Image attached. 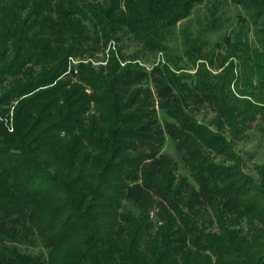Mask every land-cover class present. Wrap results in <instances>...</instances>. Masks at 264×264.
<instances>
[{"label": "trees", "instance_id": "1", "mask_svg": "<svg viewBox=\"0 0 264 264\" xmlns=\"http://www.w3.org/2000/svg\"><path fill=\"white\" fill-rule=\"evenodd\" d=\"M206 1L0 0V264H264V164L195 117L264 125V0Z\"/></svg>", "mask_w": 264, "mask_h": 264}, {"label": "rangeland", "instance_id": "2", "mask_svg": "<svg viewBox=\"0 0 264 264\" xmlns=\"http://www.w3.org/2000/svg\"><path fill=\"white\" fill-rule=\"evenodd\" d=\"M211 1L212 0H207L204 4L200 5L194 11L193 15L189 19H186L179 24L178 29L186 25H189L193 30L199 28V23L201 21H205V17L208 14V8L210 7ZM225 10H226V17L230 18L231 20L230 23H234L236 14H237L236 9L233 6L228 5V6H225ZM230 31H231V28L229 30L224 29L222 31V34L226 32H230ZM217 38L214 37V40H216ZM129 45L130 47L127 49L129 52H133L139 48L138 45L133 42L129 43ZM113 46H115V44H113ZM113 49L114 51L118 52L117 48L113 47ZM160 57L161 56H158V57L151 56L149 59H141L139 62H140V65L151 68L154 64L159 63L161 61ZM74 59L78 63L76 64L73 63V68L79 70V66L82 63L80 62L78 58H74ZM88 62L89 60H86L84 61V64ZM92 63H93V66L95 67H101V66L107 65V60L104 62L103 61H100V62L93 61ZM125 64L126 63L124 62L122 63V65H125ZM182 66H184L185 72H189L192 74L195 73V69L193 68V66L191 64H188L186 60H184V62L182 63ZM73 75L75 76L76 74H73ZM157 111H158L159 119L162 125L164 124L166 120L173 121L159 107H157ZM11 112H13V108ZM195 117L199 125L208 128L213 133L220 134V135L222 134L226 136L229 141H233L234 146H235L234 152H235V155L240 160L239 164L241 165L242 170L246 174L258 179L256 168L257 166L264 164V130H263L264 125H261V123L257 121L256 123L253 124V126L250 129H248V131L246 130L247 137L244 140H235V138H233L232 136L233 130L229 127V125L226 124L225 127L223 126L219 128L218 122L216 120L217 113L214 112L213 109L209 107H205L201 109L199 112H196ZM162 153L171 155L178 162L179 168L178 170H176V175L178 177L186 176L189 182L194 184L193 177L191 176L188 169L183 167L178 156L176 155L173 144L169 138L167 139V142L162 149ZM213 158L215 162L220 163V164H224L227 166L235 165L234 161L228 160L227 157L223 155H216L214 153ZM126 207L134 213L139 212L138 209L132 206L130 203H126ZM152 216L155 222L157 223L156 211H153ZM29 251L33 252L34 254H39L41 252L47 253L46 250L44 249L42 250L41 248L29 249Z\"/></svg>", "mask_w": 264, "mask_h": 264}, {"label": "built area", "instance_id": "3", "mask_svg": "<svg viewBox=\"0 0 264 264\" xmlns=\"http://www.w3.org/2000/svg\"><path fill=\"white\" fill-rule=\"evenodd\" d=\"M73 63L76 64L78 62L74 58H70V65H69V71L68 72L70 73L71 71H73L75 74H77L78 70L73 68ZM10 116H11V119H10V122L8 123V127H9L10 131H13V118H12L13 112H11Z\"/></svg>", "mask_w": 264, "mask_h": 264}]
</instances>
